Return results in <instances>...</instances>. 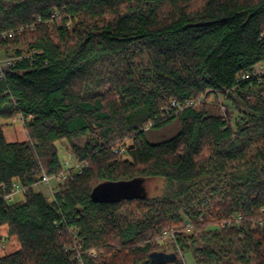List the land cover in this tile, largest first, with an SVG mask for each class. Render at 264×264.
Returning <instances> with one entry per match:
<instances>
[{"label": "trees", "instance_id": "trees-1", "mask_svg": "<svg viewBox=\"0 0 264 264\" xmlns=\"http://www.w3.org/2000/svg\"><path fill=\"white\" fill-rule=\"evenodd\" d=\"M8 59L0 119L28 139L0 123V247L19 244L0 264H264V76L239 80L264 62V0H0ZM173 120L178 134L149 140ZM62 141L84 167L52 192ZM150 179L162 196L93 197Z\"/></svg>", "mask_w": 264, "mask_h": 264}, {"label": "rangeland", "instance_id": "rangeland-1", "mask_svg": "<svg viewBox=\"0 0 264 264\" xmlns=\"http://www.w3.org/2000/svg\"><path fill=\"white\" fill-rule=\"evenodd\" d=\"M129 61L131 62L130 64L132 66L142 69L144 66L147 65L148 58L144 52L143 53L137 52L132 56V59L128 60V62ZM101 66L104 70L112 71V67L109 61H104L101 64ZM200 100H198V102H200ZM220 104H221V110H222V106L223 105L225 106L222 112H226L227 118L230 120L232 124H234L238 117V112L236 111L235 107L232 106V104L227 103L225 99H223L222 97L220 98ZM0 123H3L5 125L4 134L8 142H17V141L23 142L28 139L27 132L24 128L23 123L20 120L12 119V120L6 121L3 119H0ZM180 129H181L180 123L176 120H173L172 122H169L168 124L163 125L162 127H157V128L150 130L148 132V138L152 142H160V141H163V140H166V139H169L175 136L176 134L179 133ZM130 144H131V141L128 139L127 145H130ZM58 147L60 150V156L62 160L64 161L67 158V153L71 152V150L66 141H62L58 143ZM139 187L142 188V190L146 191V193L150 197L154 198V197L162 196L163 192L165 191L166 182L162 179H150V180L145 181L143 185L140 184ZM23 196L24 195H19L13 201L22 199ZM5 233L6 232L4 231V234ZM5 242H6L7 248L2 249L0 247V252L2 254L16 250L19 247L18 242H16L14 239H11V240L5 239ZM183 257H184L186 264H196V261H195V258L192 252L190 251L184 252Z\"/></svg>", "mask_w": 264, "mask_h": 264}, {"label": "built area", "instance_id": "built-area-1", "mask_svg": "<svg viewBox=\"0 0 264 264\" xmlns=\"http://www.w3.org/2000/svg\"><path fill=\"white\" fill-rule=\"evenodd\" d=\"M54 16L56 17L57 14H55ZM9 36L12 37L13 33H10ZM3 62H6L7 64H11L13 62V59H8L6 61H0V66L4 64ZM250 75L255 76L259 80H261L262 77L264 76V62L257 64L253 68L252 74H245L241 76L239 80L249 78ZM193 103L194 101L192 100L189 102L188 105H192ZM224 107L225 106L223 105L222 110H224ZM223 113L225 116L227 115L226 112H223ZM115 152H117V150H115ZM83 167H84V163L74 161L72 153L68 152L67 158L64 161L63 170L59 174L52 175V176L43 173L41 182L44 183L46 186H48L49 189L53 192L56 187L60 186L63 183V181L70 174L71 170H76V171H79L80 173L82 172ZM25 191H26L25 188L21 187L18 183H15L14 189L12 190L11 193L6 195V198L10 201H13L15 198H17V196L23 195ZM226 226H227L226 223L222 224L223 228H225ZM90 253L92 256H96L95 251H91Z\"/></svg>", "mask_w": 264, "mask_h": 264}, {"label": "water", "instance_id": "water-1", "mask_svg": "<svg viewBox=\"0 0 264 264\" xmlns=\"http://www.w3.org/2000/svg\"><path fill=\"white\" fill-rule=\"evenodd\" d=\"M140 183L139 182H131L126 185L122 186L121 188H116V190H106V188L103 186L99 188L97 191L94 192L93 197L98 198V197H104L106 199L109 198V195H114V196H119L124 194H134V193H141L143 190L142 188L139 187ZM151 258L156 261V260H164V261H169L175 258L173 255H167L163 253H157L154 255H151Z\"/></svg>", "mask_w": 264, "mask_h": 264}]
</instances>
